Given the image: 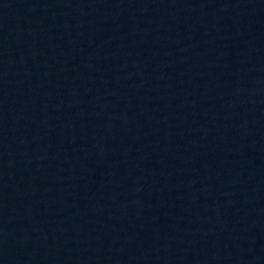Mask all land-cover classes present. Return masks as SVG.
Segmentation results:
<instances>
[{
    "label": "water",
    "instance_id": "1",
    "mask_svg": "<svg viewBox=\"0 0 264 264\" xmlns=\"http://www.w3.org/2000/svg\"><path fill=\"white\" fill-rule=\"evenodd\" d=\"M0 264H264V0H0Z\"/></svg>",
    "mask_w": 264,
    "mask_h": 264
}]
</instances>
